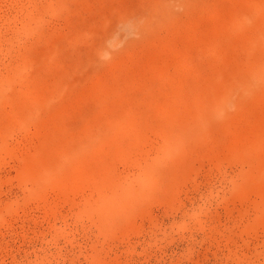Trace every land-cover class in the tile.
<instances>
[{
  "label": "rangeland",
  "instance_id": "1",
  "mask_svg": "<svg viewBox=\"0 0 264 264\" xmlns=\"http://www.w3.org/2000/svg\"><path fill=\"white\" fill-rule=\"evenodd\" d=\"M0 264H264V0H0Z\"/></svg>",
  "mask_w": 264,
  "mask_h": 264
}]
</instances>
